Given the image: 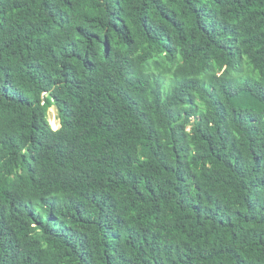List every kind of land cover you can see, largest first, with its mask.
I'll return each instance as SVG.
<instances>
[{
	"label": "trees",
	"instance_id": "trees-1",
	"mask_svg": "<svg viewBox=\"0 0 264 264\" xmlns=\"http://www.w3.org/2000/svg\"><path fill=\"white\" fill-rule=\"evenodd\" d=\"M0 264H264V0H0Z\"/></svg>",
	"mask_w": 264,
	"mask_h": 264
},
{
	"label": "rangeland",
	"instance_id": "rangeland-1",
	"mask_svg": "<svg viewBox=\"0 0 264 264\" xmlns=\"http://www.w3.org/2000/svg\"><path fill=\"white\" fill-rule=\"evenodd\" d=\"M49 120L54 130H57V128L60 127V121L58 119V111L55 107H53L49 112Z\"/></svg>",
	"mask_w": 264,
	"mask_h": 264
},
{
	"label": "bare ground",
	"instance_id": "bare-ground-1",
	"mask_svg": "<svg viewBox=\"0 0 264 264\" xmlns=\"http://www.w3.org/2000/svg\"><path fill=\"white\" fill-rule=\"evenodd\" d=\"M57 128V127H56ZM58 129V128H57Z\"/></svg>",
	"mask_w": 264,
	"mask_h": 264
}]
</instances>
